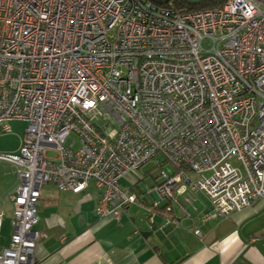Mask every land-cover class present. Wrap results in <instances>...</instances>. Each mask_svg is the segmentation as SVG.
<instances>
[{
	"label": "built area",
	"instance_id": "obj_1",
	"mask_svg": "<svg viewBox=\"0 0 264 264\" xmlns=\"http://www.w3.org/2000/svg\"><path fill=\"white\" fill-rule=\"evenodd\" d=\"M11 122L26 129L17 152L0 155L16 170L0 264H33L47 183L74 195L91 186L98 219L119 221L148 198L192 220L177 201L187 190L210 206L201 223L226 219L264 200V0L189 12L151 0H0V133ZM148 163L172 173L120 186Z\"/></svg>",
	"mask_w": 264,
	"mask_h": 264
},
{
	"label": "crops",
	"instance_id": "obj_2",
	"mask_svg": "<svg viewBox=\"0 0 264 264\" xmlns=\"http://www.w3.org/2000/svg\"><path fill=\"white\" fill-rule=\"evenodd\" d=\"M12 194L7 189L0 197V252L9 242L13 221L6 218L2 203L12 212ZM197 195L187 190L177 197L192 220L173 203L163 200L155 208L142 198L127 206L116 221L96 217L98 194L91 186L74 195L47 183L38 202L40 218L33 226L44 235L34 249L33 264H264V200L226 219L201 223L210 206ZM166 206L172 208L169 215ZM151 215L152 225L147 222ZM168 216L178 225H165Z\"/></svg>",
	"mask_w": 264,
	"mask_h": 264
},
{
	"label": "rangeland",
	"instance_id": "obj_3",
	"mask_svg": "<svg viewBox=\"0 0 264 264\" xmlns=\"http://www.w3.org/2000/svg\"><path fill=\"white\" fill-rule=\"evenodd\" d=\"M180 1L181 0H170L168 4L171 7H179ZM9 126V133H0V155L16 153L19 147V143L21 139H23L25 134V123L13 122ZM72 140L77 141V138L71 135L67 139L65 145L68 146ZM233 165H236V162H233ZM161 171L170 175L172 173V168L169 164H165L159 168V166L155 167L153 163H148L139 169H135L126 173L121 177L119 184L126 190L134 188L135 183H138L137 185H139L140 188H143L144 186L150 187L153 182L152 179L159 177ZM15 181L16 170L10 165L0 162V197L7 189L8 194L13 193L15 188ZM200 196L201 195H197V197L199 198ZM196 205L200 206V202L198 201ZM2 210L6 218L11 219L12 212L10 211L9 207L5 206V204L3 205L2 203Z\"/></svg>",
	"mask_w": 264,
	"mask_h": 264
},
{
	"label": "trees",
	"instance_id": "obj_4",
	"mask_svg": "<svg viewBox=\"0 0 264 264\" xmlns=\"http://www.w3.org/2000/svg\"><path fill=\"white\" fill-rule=\"evenodd\" d=\"M170 1V0H169ZM168 1V2H169ZM225 0H204L201 3L198 4H192L188 2L187 0H181L179 2L180 6L179 7H173L177 10L181 11H202V10H209V9H214V8H219L222 6ZM168 2H164L161 4L162 6H170Z\"/></svg>",
	"mask_w": 264,
	"mask_h": 264
},
{
	"label": "water",
	"instance_id": "obj_5",
	"mask_svg": "<svg viewBox=\"0 0 264 264\" xmlns=\"http://www.w3.org/2000/svg\"><path fill=\"white\" fill-rule=\"evenodd\" d=\"M153 1L155 4L160 5L162 3V0H151ZM169 0H164V2H168ZM188 2L192 3V4H198L203 2L204 0H187Z\"/></svg>",
	"mask_w": 264,
	"mask_h": 264
},
{
	"label": "flooded vegetation",
	"instance_id": "obj_6",
	"mask_svg": "<svg viewBox=\"0 0 264 264\" xmlns=\"http://www.w3.org/2000/svg\"><path fill=\"white\" fill-rule=\"evenodd\" d=\"M162 3H163V0H162ZM162 3H161V4H162Z\"/></svg>",
	"mask_w": 264,
	"mask_h": 264
}]
</instances>
